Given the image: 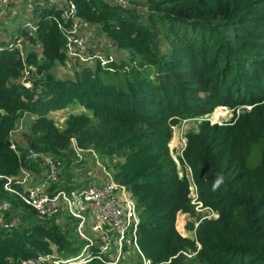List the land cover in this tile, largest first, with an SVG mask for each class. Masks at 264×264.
I'll return each instance as SVG.
<instances>
[{"label":"trees","instance_id":"obj_1","mask_svg":"<svg viewBox=\"0 0 264 264\" xmlns=\"http://www.w3.org/2000/svg\"><path fill=\"white\" fill-rule=\"evenodd\" d=\"M71 1L76 17L115 48L106 66L75 60L72 76H57L68 61L57 4L35 6L34 30L20 28L12 42H0V198L10 205L7 221L19 220L0 229V264L53 247L73 258L82 249L69 239L67 219L40 218L4 190L5 178L22 172L45 178L29 150L58 163L54 193L86 187L70 175L77 151L97 156L136 202V243L150 264H264V0ZM26 67L34 68L30 88L21 83ZM220 106L253 107L228 125L203 120L188 134L180 176L169 148L173 127ZM77 107L56 125L51 113ZM24 114L35 118L15 140ZM218 174L224 182L214 189ZM192 187L216 218L202 219ZM179 213L198 222L194 238L177 231Z\"/></svg>","mask_w":264,"mask_h":264},{"label":"built area","instance_id":"obj_2","mask_svg":"<svg viewBox=\"0 0 264 264\" xmlns=\"http://www.w3.org/2000/svg\"><path fill=\"white\" fill-rule=\"evenodd\" d=\"M15 1L17 0H0V3L7 5ZM28 1L55 4L57 0ZM59 1L56 4L62 9V15L60 20H57V25L65 37L64 50L68 60L87 62L98 59L102 66H106L111 62V56H104L101 53L86 55L88 31L92 27L76 17V8L71 0ZM112 1L124 6L129 2V0ZM19 45L17 44L21 48ZM32 71H34L32 67L24 69L21 83L26 88L32 86ZM10 148L14 150L12 143ZM28 156L45 168V178L36 181L27 172H22L20 177L5 178L4 190L15 195L40 218H54L57 223L67 219L64 223H68V228H74V233L84 246L73 258L63 260L56 257L53 252L26 258L21 264H84L91 260L118 264L127 245L141 257L143 264H150L143 257L136 243L140 219L136 202L125 187L111 179L103 184L92 183L87 187L54 193L49 189L51 184L59 179L58 163L50 155L32 150H29ZM192 202L196 204V210L199 212L203 210L201 204L196 202V193ZM9 207V203L0 198V229L7 231L18 226L16 219L7 221L5 218Z\"/></svg>","mask_w":264,"mask_h":264},{"label":"rangeland","instance_id":"obj_3","mask_svg":"<svg viewBox=\"0 0 264 264\" xmlns=\"http://www.w3.org/2000/svg\"><path fill=\"white\" fill-rule=\"evenodd\" d=\"M55 1L54 3L58 2ZM60 2V1H59ZM129 3V2H128ZM42 3L30 2L28 0H17L15 2L3 5L0 3V42H12L14 40V33L20 28H30L33 25V8ZM142 6V5H141ZM142 10V9H141ZM97 28H91L88 31L87 37V53L86 55H91L95 53H101L104 56L112 55L116 53L115 48L110 47V43L107 42L104 35L97 32ZM21 45L27 47V41L21 38ZM28 48V47H27ZM26 48V50H27ZM24 49V47H23ZM162 49L165 46L162 44ZM25 50V49H24ZM91 61V60H89ZM87 61V62H89ZM75 69V62L73 60H68L64 66L56 67V74L60 78L70 77L73 75ZM253 106H244L232 110L228 107L220 106L215 108L210 114L203 117H198L190 120H181L178 125L173 127L172 138L169 143V148L171 155L178 164L179 175L181 176V166L179 165L178 159L186 145V136L188 134H193L198 131V126L203 120L209 121L211 125H228L233 118H237L241 111H250ZM80 109L69 108L51 113L52 118L55 120L56 125L61 128L65 119L70 113H79ZM34 116L30 114H24L22 120L18 126L17 132L13 134V139L20 140L22 137V132H27L34 120ZM74 144V142H73ZM87 154V153H86ZM82 151H77V161L78 166L74 165L71 168L70 175L79 184H84L86 187L91 185V183L103 184L111 180V175L108 169L105 167L99 158L92 153L86 155ZM77 164V163H76ZM187 174L189 173L186 170ZM191 197L194 198L195 191L193 187L191 188ZM202 219L216 218V214L211 213L208 210L200 211ZM6 215V213H5ZM6 218V217H5ZM6 220H8L6 218ZM12 220V219H11ZM17 224L19 220L16 218ZM61 224V223H59ZM198 226V222L191 218L187 214L179 213L176 218V229L183 237L194 238L195 229ZM69 239L73 241V246H79L81 249L84 246L82 243L79 244V239L74 232L69 233ZM127 249L124 250L121 259L118 264H138V254L129 245L125 246ZM54 252L56 251L53 247ZM81 251V250H80ZM114 252V249H113ZM55 256L61 259H68L63 257L60 253L55 252ZM143 263V262H142Z\"/></svg>","mask_w":264,"mask_h":264},{"label":"clouds","instance_id":"obj_4","mask_svg":"<svg viewBox=\"0 0 264 264\" xmlns=\"http://www.w3.org/2000/svg\"><path fill=\"white\" fill-rule=\"evenodd\" d=\"M223 182H224L223 175L218 174L215 181H214L213 188L214 189L218 188Z\"/></svg>","mask_w":264,"mask_h":264},{"label":"water","instance_id":"obj_5","mask_svg":"<svg viewBox=\"0 0 264 264\" xmlns=\"http://www.w3.org/2000/svg\"><path fill=\"white\" fill-rule=\"evenodd\" d=\"M7 146H11V142L9 140L6 141Z\"/></svg>","mask_w":264,"mask_h":264},{"label":"crops","instance_id":"obj_6","mask_svg":"<svg viewBox=\"0 0 264 264\" xmlns=\"http://www.w3.org/2000/svg\"><path fill=\"white\" fill-rule=\"evenodd\" d=\"M182 236V235H181Z\"/></svg>","mask_w":264,"mask_h":264}]
</instances>
